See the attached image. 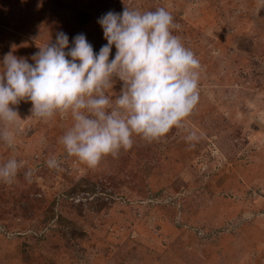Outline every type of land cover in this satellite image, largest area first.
Listing matches in <instances>:
<instances>
[{"label": "rangeland", "instance_id": "374dc122", "mask_svg": "<svg viewBox=\"0 0 264 264\" xmlns=\"http://www.w3.org/2000/svg\"><path fill=\"white\" fill-rule=\"evenodd\" d=\"M126 6L168 10L198 57L200 99L185 120L197 139L175 127L135 136L89 167L59 142L70 116L10 105L21 119L0 162L25 167L0 181V264H264V0H0V61L11 51L34 64L58 32L69 47L83 33L98 52V19ZM115 79L110 96L123 86Z\"/></svg>", "mask_w": 264, "mask_h": 264}, {"label": "clouds", "instance_id": "9594fccd", "mask_svg": "<svg viewBox=\"0 0 264 264\" xmlns=\"http://www.w3.org/2000/svg\"><path fill=\"white\" fill-rule=\"evenodd\" d=\"M107 43L95 52L85 34H77L69 47L64 32L56 34L32 57L30 64L11 51L0 61V142L13 148L21 119L10 105L32 103V115L49 120L57 114L71 117L59 138L68 156L95 167L106 156L117 157L130 149L134 137L146 141L184 128L186 139L197 133L185 127L196 108L202 66L196 54L174 34L178 25L163 7L141 11L125 7L98 19ZM113 46L114 58L110 59ZM67 49V51H66ZM118 78L120 93L110 96ZM61 169L55 155L46 161ZM23 160L15 156L0 162V181L11 183ZM33 169L24 172L31 181Z\"/></svg>", "mask_w": 264, "mask_h": 264}]
</instances>
